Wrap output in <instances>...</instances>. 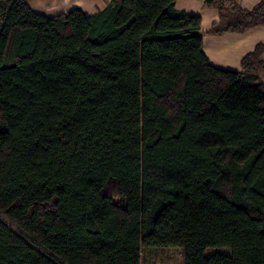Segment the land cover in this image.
<instances>
[{
	"label": "trees",
	"instance_id": "16d2710c",
	"mask_svg": "<svg viewBox=\"0 0 264 264\" xmlns=\"http://www.w3.org/2000/svg\"><path fill=\"white\" fill-rule=\"evenodd\" d=\"M176 1L0 0V264H264V44L218 67ZM205 5L264 28V0Z\"/></svg>",
	"mask_w": 264,
	"mask_h": 264
},
{
	"label": "crops",
	"instance_id": "0c3cea01",
	"mask_svg": "<svg viewBox=\"0 0 264 264\" xmlns=\"http://www.w3.org/2000/svg\"><path fill=\"white\" fill-rule=\"evenodd\" d=\"M110 0H27L36 12L52 16L80 7L89 13H95L107 7ZM260 0H238L240 6L253 8ZM176 8L187 13L199 14L201 29L204 32L203 49L209 60L216 66L240 70L242 58L253 51L257 44H264V28L256 26L243 33L208 32L220 17L219 9L206 6L205 0H177Z\"/></svg>",
	"mask_w": 264,
	"mask_h": 264
},
{
	"label": "rangeland",
	"instance_id": "374dc122",
	"mask_svg": "<svg viewBox=\"0 0 264 264\" xmlns=\"http://www.w3.org/2000/svg\"><path fill=\"white\" fill-rule=\"evenodd\" d=\"M215 250L210 249V252ZM142 264H183L182 250L179 248H153L144 250L142 251Z\"/></svg>",
	"mask_w": 264,
	"mask_h": 264
}]
</instances>
